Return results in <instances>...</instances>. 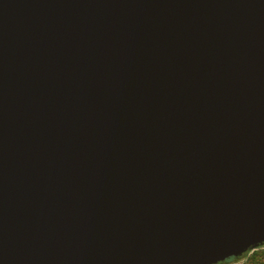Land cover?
Returning a JSON list of instances; mask_svg holds the SVG:
<instances>
[{
	"label": "water",
	"instance_id": "water-1",
	"mask_svg": "<svg viewBox=\"0 0 264 264\" xmlns=\"http://www.w3.org/2000/svg\"><path fill=\"white\" fill-rule=\"evenodd\" d=\"M263 244L264 0H0V264Z\"/></svg>",
	"mask_w": 264,
	"mask_h": 264
},
{
	"label": "trees",
	"instance_id": "trees-1",
	"mask_svg": "<svg viewBox=\"0 0 264 264\" xmlns=\"http://www.w3.org/2000/svg\"><path fill=\"white\" fill-rule=\"evenodd\" d=\"M245 255L246 253L239 258L231 257L222 262H219L218 264H229L230 262H236L237 260L243 258ZM243 264H264V249L255 251L250 257L247 258V260Z\"/></svg>",
	"mask_w": 264,
	"mask_h": 264
},
{
	"label": "rangeland",
	"instance_id": "rangeland-1",
	"mask_svg": "<svg viewBox=\"0 0 264 264\" xmlns=\"http://www.w3.org/2000/svg\"><path fill=\"white\" fill-rule=\"evenodd\" d=\"M261 249H264V245L249 251L248 253H246V255L243 258L237 260L236 262H230L229 264H243L247 260V258L250 257L255 251Z\"/></svg>",
	"mask_w": 264,
	"mask_h": 264
}]
</instances>
